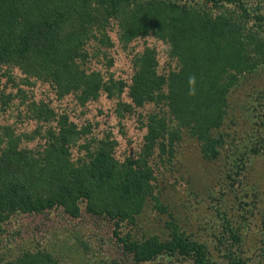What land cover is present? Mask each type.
<instances>
[{
  "label": "trees",
  "instance_id": "1",
  "mask_svg": "<svg viewBox=\"0 0 264 264\" xmlns=\"http://www.w3.org/2000/svg\"><path fill=\"white\" fill-rule=\"evenodd\" d=\"M203 1L207 5H199L198 0H0V69L18 66L24 82L43 79L55 96L73 94L79 104L96 99L101 92L114 97L122 92L125 81L111 75L106 78L85 66L90 59L85 49L87 36L98 40L92 17L116 19L123 45L153 34L166 45L174 65L159 73L155 48L150 46L132 59L129 97L134 106L150 105L144 119L143 152L157 150L160 159L176 158L185 134L195 138L203 157L215 160L229 135L222 131V101L245 71L253 72L264 62L260 30L264 17H253L239 6L235 11L222 9L237 0ZM215 8L216 14H211ZM248 19L258 23L247 25ZM99 32L101 42L109 45L106 31ZM17 96L21 95L0 89V112ZM23 103L27 115L41 123L36 134L16 132L11 124L0 127V223L14 213L60 206L76 216L83 201L90 209L99 203L101 211L122 222L152 194L153 168L147 163L143 169L118 167L112 138L105 137L102 146L71 163L68 147L76 141L78 131L72 125L60 126L66 113L55 111L47 102ZM55 114L61 121L50 128ZM43 123L48 128L41 131ZM35 135L43 139L38 144L41 149L21 146L22 140ZM250 150L260 152L256 147ZM248 157L239 153L235 167L244 166ZM170 228L164 241L157 236L140 242L127 237L124 247L142 261L166 253L188 256L194 264H214L205 244L174 225ZM26 259L8 264H55L49 254L41 252L28 256V262Z\"/></svg>",
  "mask_w": 264,
  "mask_h": 264
},
{
  "label": "rangeland",
  "instance_id": "2",
  "mask_svg": "<svg viewBox=\"0 0 264 264\" xmlns=\"http://www.w3.org/2000/svg\"><path fill=\"white\" fill-rule=\"evenodd\" d=\"M198 3L207 5L203 0ZM237 6L247 9L251 16L264 17V0H237L222 9L235 11ZM212 11L216 14L217 9ZM253 22L248 19L247 25ZM92 29L98 40L87 36L91 44L85 46L90 54L85 66L106 78L111 75L124 80L122 92L114 97L101 92L96 99L79 104L73 94L55 96L43 79L24 82L22 68L3 66L0 89L21 96L0 112V127L11 124L16 132L36 134L41 122L27 115L23 102H47L55 111L66 113L63 121L55 114L49 121L50 128L61 121L60 126L72 125L78 131L76 141L68 147L71 163L98 149L108 136L116 142L112 155L118 167L143 169L147 163L153 168L152 194L146 195L122 222L101 211L99 203L90 209L84 201L79 203L76 216L61 206L14 213L0 223V264L25 257L28 262V256L38 252L49 254L55 264H194L188 256L166 253L147 261L137 260L124 247L127 237L140 242L157 236L164 241L173 225L205 244L214 264H264V62L253 72L245 71L222 101V111L227 113H222V131L229 135L217 159L203 157L195 138L185 134L176 158L160 159L157 150L143 152L144 119L150 105L134 106L128 92L135 53L146 46L154 47L157 71L165 73L174 65L167 57L166 45L153 34L123 45L116 19L100 15L92 17ZM99 30L106 31L109 45L101 42ZM260 30L264 34V22ZM119 102H123L120 107ZM47 128L43 123L41 131ZM28 139L22 140L21 146L41 149V135ZM252 147L260 152L253 154ZM239 153L249 156L241 168L234 165Z\"/></svg>",
  "mask_w": 264,
  "mask_h": 264
}]
</instances>
